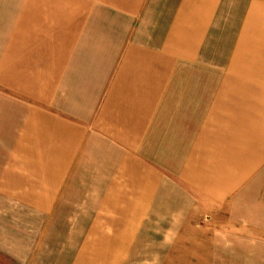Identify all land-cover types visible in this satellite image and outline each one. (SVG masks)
<instances>
[{"label": "crops", "instance_id": "crops-1", "mask_svg": "<svg viewBox=\"0 0 264 264\" xmlns=\"http://www.w3.org/2000/svg\"><path fill=\"white\" fill-rule=\"evenodd\" d=\"M149 220L264 236V0H0V264H129Z\"/></svg>", "mask_w": 264, "mask_h": 264}, {"label": "rangeland", "instance_id": "rangeland-1", "mask_svg": "<svg viewBox=\"0 0 264 264\" xmlns=\"http://www.w3.org/2000/svg\"><path fill=\"white\" fill-rule=\"evenodd\" d=\"M170 224L147 221L129 264H264V236L214 234L213 227L207 225L210 235H199L196 228L187 227L173 242L156 233Z\"/></svg>", "mask_w": 264, "mask_h": 264}]
</instances>
